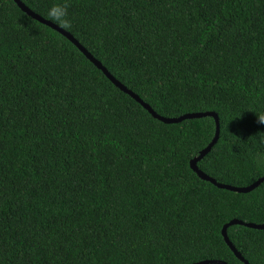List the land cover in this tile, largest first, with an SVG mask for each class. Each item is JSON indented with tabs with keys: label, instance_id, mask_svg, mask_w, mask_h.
<instances>
[{
	"label": "trees",
	"instance_id": "1",
	"mask_svg": "<svg viewBox=\"0 0 264 264\" xmlns=\"http://www.w3.org/2000/svg\"><path fill=\"white\" fill-rule=\"evenodd\" d=\"M159 115L212 111L198 162L264 175V0H21ZM211 116L165 123L68 38L0 0V264H244L264 181L190 166ZM230 241L264 264V229Z\"/></svg>",
	"mask_w": 264,
	"mask_h": 264
},
{
	"label": "water",
	"instance_id": "2",
	"mask_svg": "<svg viewBox=\"0 0 264 264\" xmlns=\"http://www.w3.org/2000/svg\"><path fill=\"white\" fill-rule=\"evenodd\" d=\"M15 3L19 6V8L25 12L27 15L31 16L33 19L48 25L49 27H51L52 29H55L56 31H58L59 33H61L62 35H64L66 38H68L98 69H100L111 81L114 85H116V87H118L121 91H123L124 93L129 94L133 99H135L138 103H140L154 118L165 122V123H177L180 122L184 119H191V118H200V117H204V116H211L215 119V123H216V132H215V136L212 139V141L207 145V147L205 149H203L198 156L194 157L191 161H190V166L192 168V170L194 172L197 173V175L206 181H209L211 183H213L214 185H216L219 188H223V189H227L230 191H234L237 193H246L249 192L251 190H253L254 188H256L257 186H259L263 181H264V175L262 177H260L259 179H257L254 183L244 186V187H237V186H232L229 184H222V183H218L214 178L208 176L206 173L202 172L198 166H197V162L208 152L210 151L211 147L213 146V144L217 141L218 137H219V119L216 113L212 112V111H207V112H197V113H186L184 115H180L178 117H164L161 116L159 114H157L151 107L150 105H148L147 103H145L137 94H135L133 91H131L130 89H128L126 86H124L122 83H120L117 79H115L110 72L106 69V67L99 61L97 60L85 47H83L77 39H75L73 37V35H71L68 31H66L63 28H60L59 26H57L55 23H53L50 20H47L45 18H43L42 16H40L39 14L35 13L34 11H32L28 6H26L21 0H14ZM234 224H239V225H244L246 227H250V228H254V229H264V222L263 223H253V222H245L239 219H232L231 221H229L228 223H226L223 228H222V236L225 240V242L227 243V245L230 247V249L233 251V253L235 254V256L240 259L244 264H250L242 255L241 253L236 249V247L233 245V243L230 241L228 234H227V227L234 225ZM192 264H227L225 261L222 260H216V259H209V260H201V261H197L195 263Z\"/></svg>",
	"mask_w": 264,
	"mask_h": 264
},
{
	"label": "clouds",
	"instance_id": "3",
	"mask_svg": "<svg viewBox=\"0 0 264 264\" xmlns=\"http://www.w3.org/2000/svg\"><path fill=\"white\" fill-rule=\"evenodd\" d=\"M48 16L60 28L69 29L72 26L71 20L68 16L67 8L63 5H55L49 10ZM259 122L264 123V121H261L260 119Z\"/></svg>",
	"mask_w": 264,
	"mask_h": 264
}]
</instances>
